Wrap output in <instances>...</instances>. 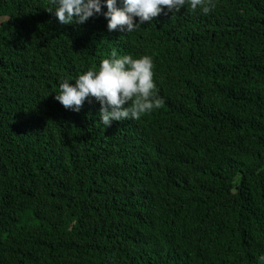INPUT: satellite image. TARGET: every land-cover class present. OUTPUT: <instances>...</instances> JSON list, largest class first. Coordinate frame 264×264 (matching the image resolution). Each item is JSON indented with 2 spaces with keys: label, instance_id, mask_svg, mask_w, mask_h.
Returning a JSON list of instances; mask_svg holds the SVG:
<instances>
[{
  "label": "trees",
  "instance_id": "trees-1",
  "mask_svg": "<svg viewBox=\"0 0 264 264\" xmlns=\"http://www.w3.org/2000/svg\"><path fill=\"white\" fill-rule=\"evenodd\" d=\"M48 7L0 0V264H258L264 0L130 33ZM112 53L152 58L160 108L104 127L94 99H53Z\"/></svg>",
  "mask_w": 264,
  "mask_h": 264
},
{
  "label": "clouds",
  "instance_id": "clouds-1",
  "mask_svg": "<svg viewBox=\"0 0 264 264\" xmlns=\"http://www.w3.org/2000/svg\"><path fill=\"white\" fill-rule=\"evenodd\" d=\"M186 5L206 15L215 7V0H49L46 11L62 25L83 24L94 14H102L108 31L130 33L152 22L162 10L176 13ZM102 8L106 10L101 12ZM88 98L99 103L98 120L104 127L112 121L139 119L160 108L162 100L156 95L152 58L112 53L98 66L62 80L53 94L55 101L74 112ZM258 264H264V255Z\"/></svg>",
  "mask_w": 264,
  "mask_h": 264
}]
</instances>
